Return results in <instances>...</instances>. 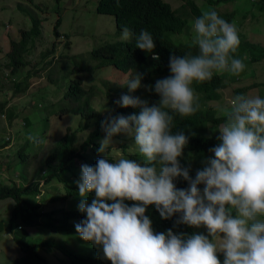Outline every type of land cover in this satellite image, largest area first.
Segmentation results:
<instances>
[{
    "label": "clouds",
    "instance_id": "clouds-1",
    "mask_svg": "<svg viewBox=\"0 0 264 264\" xmlns=\"http://www.w3.org/2000/svg\"><path fill=\"white\" fill-rule=\"evenodd\" d=\"M191 30L197 51L169 56L170 75L152 86L158 103L149 106L130 94L142 86L143 74L135 72L120 83L129 94H121L115 103L140 111L102 122L106 135L98 152L105 153L115 134L127 133L140 160L116 153L111 154L113 162L98 158L94 166H80L78 194L84 199L78 210L85 217L75 228L111 264H264V97L237 94L220 109V143L210 149L213 155L194 178L178 159L188 136L172 132L173 119L200 110L193 84L225 72L238 76L247 59L233 55L240 45L238 30L217 11H203ZM121 39H134L136 48L159 60L150 31L134 34L125 26ZM178 177L188 187L177 188ZM89 192L94 193L90 203ZM150 204L161 218L176 214L175 224L203 226L207 234L174 233L172 228L155 232L145 215ZM217 253L223 254L222 261Z\"/></svg>",
    "mask_w": 264,
    "mask_h": 264
},
{
    "label": "trees",
    "instance_id": "trees-1",
    "mask_svg": "<svg viewBox=\"0 0 264 264\" xmlns=\"http://www.w3.org/2000/svg\"><path fill=\"white\" fill-rule=\"evenodd\" d=\"M60 2L61 0H57ZM208 4L203 7L199 6L195 0H188L184 5V11L173 8L172 4L166 0H99L97 11L103 14H111L116 18L118 31L127 26L134 34H138L141 29L148 30L152 33L155 40L154 52L159 54V60H153L151 53L135 47L134 39L127 42H112L106 43L99 48L91 51V56L94 60L92 64H76L71 73L73 76H67L69 85L65 91L63 99H69L76 104L73 108L69 106L66 112L79 115L81 123L78 128H68V131L58 139L54 146L49 150L45 158L40 162L41 167L34 170L32 175L34 181L24 184L17 183L13 177L0 174V201L12 199L14 207L12 217L9 220L8 226L5 228L0 222V231L9 229L13 233L14 243L22 251V255L14 258V264H43V250L58 249L63 254V264H111L110 260L103 258V253L97 246H93L90 242L83 240L77 233L75 225L78 220L85 217V214L78 210V204L84 198L78 194V185L75 181H71V176L75 175V171L79 167L78 160L82 164L94 166L100 154L98 149L99 142H95L96 138L105 137L106 133L102 122L105 124L111 119L120 115L128 116L137 114L140 111L139 107H113L104 113L94 105V98L98 95L95 86L86 88L84 79L77 74L87 72L95 73L99 68L113 66L123 73H141V85L149 87V96L141 98L148 103L149 106L157 104L160 97L152 89L155 81L170 75L168 63L169 56L185 55L187 53L195 54L197 49L191 45V41H175L173 36L182 34L189 23V16H199L203 11L215 10L213 5H218L229 0H206ZM264 2V0H263ZM264 6V5H263ZM206 8V9H205ZM216 11V10H215ZM218 15L228 22H232L235 11L218 12ZM33 26L30 29L21 31L20 39L11 40V49L7 55L9 58L8 66L11 72L16 74L22 71L29 63L26 60L30 53L31 43L39 38L42 34L40 27L41 20L33 18ZM59 18L56 23L55 36H60L58 27L61 24ZM69 45V42H67ZM245 45V46H244ZM245 47H256L252 42L241 44ZM56 45L53 44L55 49ZM264 50V49H263ZM237 53V52H236ZM48 55V54H44ZM264 56V54H263ZM256 58V57H253ZM31 71L28 72L23 80H14V85L17 91H26L30 87ZM228 82L222 74H214L212 79L202 83H194L195 92L199 93L200 110L188 117H181L178 114L174 115L172 132H184L188 136V143L183 150L190 152H209L210 149L220 143L218 136H208L206 134L210 125H219L223 122V114L220 113V107L211 106L210 101H220L223 97V91L228 87ZM250 89V88H249ZM245 89H238L240 93ZM118 91V89H115ZM138 89L131 95L137 96ZM120 93L129 94L127 86L124 85ZM46 97L38 99L39 104L36 105L38 119L44 122L49 121L48 108L52 107L45 104ZM108 100V99H107ZM110 100V99H109ZM71 103V104H72ZM5 104H1L0 110H3ZM54 107V106H53ZM54 109V108H51ZM62 112L64 109L61 110ZM42 115V117L40 115ZM9 124L16 119L17 114L9 111L6 115ZM24 124L30 131H43V125H35L30 117H24ZM88 127L87 138L80 142L79 132ZM205 132V135H204ZM10 138V137H9ZM38 139V137H37ZM8 142H5L1 148ZM31 140L26 139L24 144L17 150L20 168L24 170L30 163V153L34 149L31 148ZM88 149L99 153L98 156H89ZM103 154V153H102ZM130 159L140 160L137 155H132ZM109 160V159H108ZM180 161L181 165L189 168V175L195 177V166H188L185 161ZM77 161V162H76ZM14 167L11 162L6 166L7 169ZM71 173L69 176L68 174ZM37 178V179H36ZM56 183V184H55ZM177 188L188 187V182L182 177L176 178L174 181ZM53 188L60 192L59 188L64 190V199L72 198L74 202H78L75 207H61L57 210L46 212L41 209L38 196L41 195L43 186ZM61 185V186H60ZM198 187H203L199 185ZM61 194L56 193L52 199L59 198ZM94 198V193L89 192L87 200L90 203ZM37 199V200H36ZM36 200V202L34 201ZM125 203L131 205L134 201L125 200ZM145 215H147L155 232H165L172 228L174 233L183 232L187 235L195 233L196 226H188L185 224H175L176 214L169 219L161 218L159 212L154 205L150 204L146 207ZM42 226V229H49L52 234L45 238H40L30 234V228ZM60 236L57 238L55 235Z\"/></svg>",
    "mask_w": 264,
    "mask_h": 264
},
{
    "label": "rangeland",
    "instance_id": "rangeland-1",
    "mask_svg": "<svg viewBox=\"0 0 264 264\" xmlns=\"http://www.w3.org/2000/svg\"><path fill=\"white\" fill-rule=\"evenodd\" d=\"M166 1L171 3L173 8L184 11V5L187 4L188 0ZM195 1L201 7L208 4L206 0ZM98 3L99 0H61L60 2L57 0H0V107L1 104H5L4 109L0 110V146L8 142L4 147H0L1 175L13 177L17 183L28 184L34 181L33 171L41 167L40 162L55 142L68 131V128H78L81 123L79 115L66 112V108L69 106L73 108L76 105L69 99H63L69 85L67 76H73L71 71L76 64H92L94 62L91 56L92 50L106 43L127 42L121 39V31H118L115 16L99 13L97 11ZM263 5V0H229L213 5L218 12L235 11L231 23L238 30L240 45L237 53L233 55L241 58L247 57V59L244 60L246 67L240 75L234 76L226 72L222 73L225 81L228 82V87L223 91V97L220 101H210L208 102L209 105L217 108L226 107L228 101L237 94L264 97ZM208 9L211 10L212 8L209 6ZM195 17L197 16H189V23L184 32L178 36H173L175 41H191V23ZM33 18L41 20L42 34L31 43L30 53L26 58L29 64L22 71L20 69L19 72L13 74L8 66L9 58L7 55L11 49V40L20 39L21 31L30 29L33 26ZM59 18L62 20L58 27L61 35L57 37L54 32ZM67 42H69V45H67ZM247 42L254 43L256 47L250 46L243 49L241 44ZM53 44L56 45L55 49H52ZM30 71L32 77H30L29 89L17 91L14 80H23ZM131 74L133 73H123L113 66H107L95 70L93 74L81 72L77 75L83 77L86 88L92 85L95 86L98 95L94 98V105L107 113L112 106L119 107L115 101L122 94L120 91L124 85L120 83H123L124 78ZM240 88L250 89L239 93L237 90ZM115 89H118V91H115ZM149 90V87L142 85L135 93L141 99L149 96ZM196 94L199 96L198 92ZM42 97H46V105L52 106L47 109L50 113L49 121L44 122V125L43 120L38 119V112L36 111V105L39 104L37 101ZM39 106L41 107L43 104L40 103ZM62 109H64L63 112ZM9 111L17 114L12 125L9 124L6 117ZM220 113L222 112L220 111ZM25 116L32 118L35 125H43L44 130L30 131L31 128H27L24 124ZM40 116L42 117V115ZM217 126L210 125L206 134L208 136L219 135L216 129ZM91 131H88V127L81 130L79 132L80 142L84 141ZM27 138L31 140L30 146L34 150L31 151L30 163L24 170V167L21 169L18 163L17 150ZM103 138H96L94 141L100 144ZM88 153L89 156L95 157L100 152L88 149ZM116 153H120L129 159L132 155L138 156L134 146V138L127 133L115 134L112 137L111 144L105 153L100 154V157L113 162L111 154L115 155ZM212 155L211 151L198 153L183 150L178 159L180 161L186 159L188 166H195L200 163L193 168L196 172L197 169L204 166L203 161ZM10 162L14 165L12 170L6 168ZM80 162L78 160L79 167L75 171V175L71 176V181H75L76 184L80 178V166L82 165ZM59 191L51 189L49 185H44L41 195L38 196L41 209L49 212L61 207L70 209L78 204L72 198H63L64 190L62 187L59 188ZM56 193L61 194V196L52 199V196ZM36 200L34 201L36 202ZM13 207L14 201L12 199L0 201V222L3 223L5 228L12 217ZM81 220L77 222L79 223ZM195 233L207 234V231L201 226L195 228ZM30 234L34 236L41 235L38 237L46 239L52 233L50 230L49 233H46L42 226H36L30 228ZM56 237L58 238V236ZM14 242L13 233L8 228L0 231V264H14V258L22 255L18 245H13ZM42 255L44 257L43 264H63L64 257L58 249L43 250ZM217 256L218 259L223 260L222 253H217Z\"/></svg>",
    "mask_w": 264,
    "mask_h": 264
},
{
    "label": "bare ground",
    "instance_id": "bare-ground-1",
    "mask_svg": "<svg viewBox=\"0 0 264 264\" xmlns=\"http://www.w3.org/2000/svg\"><path fill=\"white\" fill-rule=\"evenodd\" d=\"M181 166L184 167L183 165H181ZM45 231H46V233H49V229L45 228ZM51 233H52V232H51ZM48 236H50V235H48ZM48 236H47V237H48ZM56 236L59 237L60 235H59L58 233H56Z\"/></svg>",
    "mask_w": 264,
    "mask_h": 264
}]
</instances>
